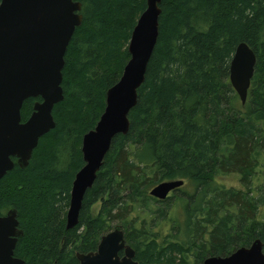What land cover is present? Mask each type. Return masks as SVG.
<instances>
[{
  "label": "trees",
  "instance_id": "16d2710c",
  "mask_svg": "<svg viewBox=\"0 0 264 264\" xmlns=\"http://www.w3.org/2000/svg\"><path fill=\"white\" fill-rule=\"evenodd\" d=\"M77 1L83 22L65 56L56 126L25 169L16 165L0 180V216L16 210L23 231L14 256L24 264H79L76 254L95 252L116 222L139 264H203L264 244V171L257 170L264 168V0L161 1L158 42L129 132L113 139L79 224L67 229L82 139L122 76L147 8V0ZM241 43L257 59L245 104L230 82ZM36 101H25L23 122ZM231 174L242 176V190L215 180ZM173 180L184 185L166 200L150 195Z\"/></svg>",
  "mask_w": 264,
  "mask_h": 264
},
{
  "label": "water",
  "instance_id": "95a60500",
  "mask_svg": "<svg viewBox=\"0 0 264 264\" xmlns=\"http://www.w3.org/2000/svg\"><path fill=\"white\" fill-rule=\"evenodd\" d=\"M161 1L147 0L131 34L130 59L120 80L107 91L105 110L96 127L82 139L84 166L72 184L67 229L79 224L84 196L94 185L113 139L129 132V114L137 105L138 90L158 42ZM81 11L82 3L77 0H1L0 180L16 164L25 169L40 139L56 126L53 109L64 99L65 56L82 25ZM256 63L253 50L246 43L239 44L230 65V82L242 104L247 101ZM28 99L41 101L35 102L29 119L22 122ZM183 185V180L163 182L150 195L164 201ZM22 236L16 210L0 216V264H24L14 256ZM76 258L79 264H139L120 225L101 238L95 252L77 253ZM203 264H264V244L256 240L226 257H208Z\"/></svg>",
  "mask_w": 264,
  "mask_h": 264
},
{
  "label": "rangeland",
  "instance_id": "374dc122",
  "mask_svg": "<svg viewBox=\"0 0 264 264\" xmlns=\"http://www.w3.org/2000/svg\"><path fill=\"white\" fill-rule=\"evenodd\" d=\"M258 172L259 173H262L264 171V168L263 167H258ZM215 180L221 184V185H224L226 186L227 188H234V189H238V190H242L243 187H242V183H241V180H242V176L239 175V174H231V175H217L215 177ZM100 206L101 204L98 203L96 204L93 208H92V214L93 216H96V214L98 213L99 209H100ZM179 212V211H178ZM179 215V214H178ZM116 225H119L118 222L114 223L113 226H112V229L111 231H113L114 227ZM156 230H158L156 228ZM163 230H164V233L166 232V228L165 226L163 227ZM110 231V232H111Z\"/></svg>",
  "mask_w": 264,
  "mask_h": 264
},
{
  "label": "flooded vegetation",
  "instance_id": "af4514ba",
  "mask_svg": "<svg viewBox=\"0 0 264 264\" xmlns=\"http://www.w3.org/2000/svg\"><path fill=\"white\" fill-rule=\"evenodd\" d=\"M36 102H37V101H36ZM22 122H23V120H22ZM25 122H26V121H25ZM13 161H14L15 163L17 162L16 159H13ZM16 165H17V164H16ZM16 165H15V166H16ZM172 193H173V192H172ZM170 194H171V193H170ZM170 194H169V195H170ZM68 210H69V209H68ZM8 212H9V211H8ZM8 212H7V213H8ZM7 213H6L5 215H2V216H6ZM67 213H68V212H67ZM19 228H20V227H19ZM109 233H110V232H109ZM107 234H108V233H107ZM120 255L122 256V255H123V252H121Z\"/></svg>",
  "mask_w": 264,
  "mask_h": 264
},
{
  "label": "bare ground",
  "instance_id": "6f19581e",
  "mask_svg": "<svg viewBox=\"0 0 264 264\" xmlns=\"http://www.w3.org/2000/svg\"><path fill=\"white\" fill-rule=\"evenodd\" d=\"M130 57V56H129Z\"/></svg>",
  "mask_w": 264,
  "mask_h": 264
}]
</instances>
